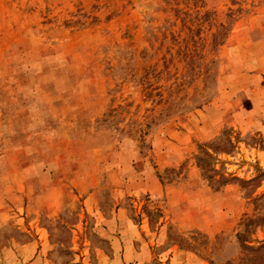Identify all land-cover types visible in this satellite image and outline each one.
Returning <instances> with one entry per match:
<instances>
[{"label":"rangeland","instance_id":"374dc122","mask_svg":"<svg viewBox=\"0 0 264 264\" xmlns=\"http://www.w3.org/2000/svg\"><path fill=\"white\" fill-rule=\"evenodd\" d=\"M0 264H264V0H0Z\"/></svg>","mask_w":264,"mask_h":264},{"label":"crops","instance_id":"0c3cea01","mask_svg":"<svg viewBox=\"0 0 264 264\" xmlns=\"http://www.w3.org/2000/svg\"><path fill=\"white\" fill-rule=\"evenodd\" d=\"M117 241L122 242V248L124 249V256L127 255H131V251H132V245H133V241L138 239V236H135V234L133 235H126V234H121L120 236L116 237ZM119 245V244H118ZM145 247L143 244L140 245L138 252H140V254H142V252L144 251ZM179 255V253H175V251L172 253V259H175L177 256ZM125 259V258H124Z\"/></svg>","mask_w":264,"mask_h":264}]
</instances>
